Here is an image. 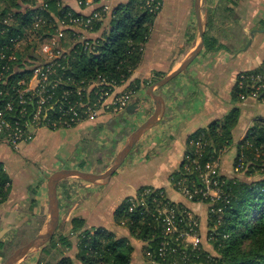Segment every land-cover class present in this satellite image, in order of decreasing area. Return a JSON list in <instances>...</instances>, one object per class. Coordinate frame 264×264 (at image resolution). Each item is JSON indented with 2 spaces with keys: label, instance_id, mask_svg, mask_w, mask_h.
I'll return each instance as SVG.
<instances>
[{
  "label": "crops",
  "instance_id": "0c3cea01",
  "mask_svg": "<svg viewBox=\"0 0 264 264\" xmlns=\"http://www.w3.org/2000/svg\"><path fill=\"white\" fill-rule=\"evenodd\" d=\"M101 1L80 6L77 0H63L72 9L83 13L91 12ZM128 1L108 2L113 8H119V4L123 5ZM162 1L163 6L154 19L143 58L131 78L125 81L119 90L129 86L135 79L143 81L153 76H159V79L170 73L181 64L198 42L194 7L183 3V0H173L169 6L166 5V0ZM202 13L206 17L205 39L208 36L216 42L208 49L205 40L203 49L186 70L167 84L154 88L165 99L164 114L157 124L142 135L122 166L104 185L106 187L109 183L107 191L104 193L105 188L102 190L104 186L100 184L78 180L67 185L68 189L76 188L86 195L80 202L75 203V213H69L68 217H81L86 227L104 226L118 236L128 238L134 246V264L161 263L146 257L145 243L133 237L127 227L117 222L116 209L142 186L165 188L172 200L184 203L198 215L200 228H205L210 205L189 200L173 187L171 181V174L177 171L184 161L189 138L210 123L224 119L230 110L238 107L240 116L233 128V143L220 160L221 173L231 175L234 171L233 160L238 143L255 121L264 117V99H241L234 95L241 73L257 69L264 61V0H202ZM112 17V12L107 13L101 21V27L87 32V35L93 39L103 36ZM249 38H252V41L246 47ZM69 41L70 39L65 41V44L68 45ZM252 45H256V49L248 52ZM143 85L130 102L139 105L135 112H130L127 106L123 112H105L94 120H84L72 127H60L76 132H97L96 140H105V143H99L100 146L95 151L92 150L88 157L92 159L94 154L98 155L102 149L106 150L105 156L99 157L95 171L81 166L79 168L93 172L105 171L111 165L108 163L111 157L116 156L128 134L154 112L157 104L149 95L150 84ZM40 128L35 129L31 141L23 142L24 146L18 147H12L0 134V165L10 179L7 197L0 202L2 237H8L19 225L45 212L48 203L47 166L40 165L42 161L37 158L43 160L49 157H46L47 153H40V146L36 142L35 134ZM35 162L37 166L33 165ZM72 163L71 161L64 167H69ZM73 194L71 198L65 195V199L74 200ZM68 226L66 234L72 233L71 221ZM5 238L0 239L1 245ZM72 241L74 245L66 254L75 259V264H81L75 258L78 251L77 240ZM20 261L17 264H25Z\"/></svg>",
  "mask_w": 264,
  "mask_h": 264
},
{
  "label": "trees",
  "instance_id": "16d2710c",
  "mask_svg": "<svg viewBox=\"0 0 264 264\" xmlns=\"http://www.w3.org/2000/svg\"><path fill=\"white\" fill-rule=\"evenodd\" d=\"M38 1L0 0V19L6 13H14L12 21L14 23L7 27L8 30L2 33L6 26L0 24V45H4L10 34L24 35L31 30L36 36V39L27 42L21 48L7 49L8 54L13 52L16 59L9 60L8 57L0 59V72H3L6 80L0 84L5 93L0 95V104L6 96L15 93L17 80L30 74L27 66L39 59L36 50L40 42L57 27L56 20L50 15L52 19L48 18L46 25L35 29L33 15L42 12L36 6L39 4ZM43 1L54 13H60V7L71 8L63 0ZM144 3L145 0H129L123 5L119 4L105 34L95 39L91 38L93 42L91 50L82 51L81 44H76L72 49L73 52L77 50L76 59L68 70L76 80L90 81L104 77L121 85L131 78L143 58L144 47L149 40L156 17ZM47 16L49 17L48 14ZM99 27L101 22H97L93 30ZM205 40L208 49L216 42L214 38L208 36ZM5 65H10V69L6 70ZM158 77L153 76L143 82L135 79L129 87L137 91L142 83L149 85ZM239 91L237 88L234 90V95L238 98ZM61 93L57 92L58 95ZM29 106L33 107L34 104L29 103ZM239 116L240 111L237 107L228 119L216 120L194 133L188 142L186 155L189 154V158L184 157L180 168L171 174L173 180L186 177L196 186H201L194 159L197 158L203 166L207 161L221 157L227 152L233 143V128L237 125ZM197 141L202 143L199 152L196 147ZM233 167L234 173L231 175L223 174L220 170L219 176L225 182L224 197L213 200L211 197L205 198L201 193H196L191 199L195 202L208 203L215 208L209 212L208 218L207 237L211 249L205 248L202 243L196 247L192 244L186 246L176 240L175 234L165 235L158 219L156 220L152 214L129 212L125 201L115 211L116 220L127 227L133 237L145 243V255L149 260L161 264H264V117L257 119L238 143ZM9 181L8 174L0 165V202L7 197ZM65 195L71 198L72 193L65 190ZM148 201L151 202L149 199ZM173 202L178 209V224L181 228L188 229V219L183 210L188 206L181 202ZM71 224L72 233L61 232L50 244L44 246L43 250L46 252L48 245L53 247L61 245L59 260L47 264H75V259L66 254L74 245L70 238L71 234L77 236L78 251L75 258L81 264H134V246L128 238L118 236L104 226L86 227L84 219L77 216L72 218ZM199 230L200 227L197 232ZM163 243H166L164 251L161 250ZM174 248L176 250H173ZM185 255L189 259H185Z\"/></svg>",
  "mask_w": 264,
  "mask_h": 264
},
{
  "label": "built area",
  "instance_id": "2783aa9c",
  "mask_svg": "<svg viewBox=\"0 0 264 264\" xmlns=\"http://www.w3.org/2000/svg\"><path fill=\"white\" fill-rule=\"evenodd\" d=\"M77 1L80 6H84L101 0ZM108 1L111 0L101 1L89 13L79 12L72 8L61 9V7L60 13H54L43 0L38 1L39 4L36 6L42 12L33 15L35 29L46 25L51 16L56 20L57 27L53 33H49L40 42L37 49L39 59L27 66L30 74L19 78L16 82L15 93L6 96L0 104V134L12 147H18L23 142L31 141L35 129L41 126L72 127L84 120H94L105 112H123L132 101L136 91L129 86L119 90L122 84L108 81L104 77L90 81L84 79L78 81L68 71L73 60L76 59L77 50L72 51L76 44H81L82 51L91 50L93 42L87 32L92 31L95 24L101 22L107 13L112 12L114 15L115 8ZM144 5L151 13L157 14L163 6V1L145 0ZM13 18L14 13L11 12L6 13L0 19V24L3 27L6 26L1 31L2 33L14 23ZM31 32L28 30L24 35L10 34L4 45H0V59L6 57L9 60L16 59L13 52L8 54L7 49L21 48L32 35ZM69 39V44H65V41ZM4 68L9 70L10 65H5ZM2 82L6 80L3 72H0V84ZM237 88L240 90L241 99L248 97L264 99V61L257 69L241 73ZM243 89L245 91H242ZM58 91L62 93L58 95ZM4 94V90L0 88V95ZM29 103L34 106L30 107ZM196 147L199 152L202 143L197 141ZM185 158L188 159L189 154H185ZM220 160L221 157L218 156L202 166L195 158L198 178L201 179L202 185L196 186L186 177L178 180H173L171 177L173 187L189 200L196 193H201L205 198L211 197L213 200L224 197L225 182L219 176ZM187 168L190 170L189 167ZM124 201L129 212L152 214L161 223L165 235L175 234L176 240L186 246L192 244L196 247L201 243L202 238L197 232L200 227L199 217L190 208H184L189 228H181L177 220V206L167 191L153 186H143ZM214 210L215 208L210 206L209 212ZM165 244L163 243L162 251L165 250ZM184 258L189 259L187 255Z\"/></svg>",
  "mask_w": 264,
  "mask_h": 264
},
{
  "label": "rangeland",
  "instance_id": "374dc122",
  "mask_svg": "<svg viewBox=\"0 0 264 264\" xmlns=\"http://www.w3.org/2000/svg\"><path fill=\"white\" fill-rule=\"evenodd\" d=\"M172 2H173V0H170V1L166 0V3H167L166 5L169 6ZM183 3H188L194 7V0H183ZM31 34L32 35L29 36V39L30 38L36 39L35 34H33L32 32H31ZM29 39L27 42H30ZM255 46L256 45H252L248 52L254 51L256 49ZM36 52H37V50H36ZM30 65H32V64L30 63ZM142 85H143V83H142ZM232 110H230L228 112V114L225 116V118H224L225 120L231 116V113L233 112ZM110 113H114V112H110ZM116 121H115V123H116ZM119 121H121V120H119ZM113 126H115V125H113ZM35 135H36V142L40 146L39 147L40 153L41 152L47 153L48 156H46V157H49V158H44L43 160H41V158H39V159L37 158L38 161H42L40 163V165L45 164L44 166H47L46 181L48 179V176L54 170L59 169L61 167H64L65 164L70 163L71 161L73 163L69 164V167H80L81 165H83V167L93 169V171H95V169L97 168V166L99 164L98 163V160H100L99 157H102V155L105 156L106 150L102 149L100 151L101 153L99 152L98 155L94 154L92 156V159L88 158L92 154V150L95 151L97 149V147L100 146L99 143H102V142L105 143V140H103L102 142H99V140H96V138L98 137L97 132L93 133V132L89 131V132L84 133L81 130L76 132V131H71L68 128H60V127L58 129H55V128L52 129L50 126L44 125L42 128L37 130V133ZM23 144L24 143H21L20 145L24 146ZM114 159H115V156L111 157V159L108 163H112ZM44 160H47V161L45 162ZM55 161H57V162H55ZM33 165L37 166V163L35 162V163H33ZM44 166H43V170H45ZM47 170H49V171H47ZM233 173H234V171H233ZM77 180H78V182L80 181V182L89 183V182L83 181V180H81L75 176L67 177V178L63 179L62 181H60V183H59L58 194H59V198L60 199L62 198L63 203L60 204L59 227H58L55 235L53 236V238L54 237L57 238L59 236V234H61V232L65 233L66 229L69 227L68 222H70L72 220V218L74 217L73 215L71 217H68L69 213H72V212L75 213V211H74L75 210L74 208H76L75 203L80 202V200L84 196H86V195H84V193H81L80 191L76 190V188L72 189V190L68 189L67 185L69 186L70 184H72L73 182H76ZM108 184H107V186H108ZM65 185H66V189H65L66 191L69 190L71 193H74L73 194L75 197L74 200L73 199H70V200L65 199V190H64ZM104 185L105 184H102V185L100 184V186H104ZM107 186L102 187V190H104V188H105V190L103 191L104 193L107 191L106 190L108 188ZM102 202H104V199ZM49 209H50V207H49V202H48L46 205V208H45V212H42L40 216H36V218H34L30 221H27V223L25 222L22 225H19L17 227V230L12 232L11 234H9V236L6 238L1 236V231H0V239L5 238V242H2L3 246H0V264H3L4 260L7 258V256L11 252H13L17 247L26 243L28 240H30L32 237H34L41 230V228L43 226H45V224L49 218ZM208 218H209V214H208ZM66 219L67 220L69 219V221H67ZM206 222H207V226H205V228L201 227L198 234L202 238L201 239L202 246H204L207 249H211L212 246L209 243L208 237H207L209 221L207 220ZM4 235L5 234H3V236ZM53 238L51 240H53ZM70 238H72L71 240H77L76 234L71 235ZM51 240L48 243H46L45 245H43L42 247H40V248L32 251L31 253L25 255L23 258L20 259L21 260L20 262H25V264H47L50 262L58 261L60 256H61V253H60V246L61 245H59L58 247H53L51 245H48L46 247L47 248L46 252H45V250H43L44 246H46L47 244H50ZM39 259H40V262H39Z\"/></svg>",
  "mask_w": 264,
  "mask_h": 264
},
{
  "label": "water",
  "instance_id": "95a60500",
  "mask_svg": "<svg viewBox=\"0 0 264 264\" xmlns=\"http://www.w3.org/2000/svg\"><path fill=\"white\" fill-rule=\"evenodd\" d=\"M194 10L197 18L198 42L177 68L148 86L149 95L155 99L157 104L154 112L129 133L124 144L117 152L115 159L105 171L93 172L79 167H62L54 170L48 176L47 193L50 209L49 218L45 226H43L34 237L11 252L4 260L3 264H17L25 255L42 247L53 238L60 223V198L58 194L60 181L67 177L75 176L90 183L106 184L115 172L122 166L125 159L134 149L142 135L149 128L159 122L165 111V99L161 94L156 92L154 88L167 84L182 71L186 70L205 45L206 17L202 13V0H194ZM252 34H254V32H252ZM251 41L252 38H249L246 47L250 45ZM127 108L130 112H135L139 108V105L136 103H130Z\"/></svg>",
  "mask_w": 264,
  "mask_h": 264
}]
</instances>
